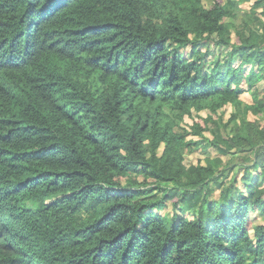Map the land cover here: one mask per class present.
Instances as JSON below:
<instances>
[{
	"label": "trees",
	"instance_id": "trees-1",
	"mask_svg": "<svg viewBox=\"0 0 264 264\" xmlns=\"http://www.w3.org/2000/svg\"><path fill=\"white\" fill-rule=\"evenodd\" d=\"M242 1L0 0V264H264V0ZM205 138L228 158L187 166Z\"/></svg>",
	"mask_w": 264,
	"mask_h": 264
},
{
	"label": "rangeland",
	"instance_id": "rangeland-1",
	"mask_svg": "<svg viewBox=\"0 0 264 264\" xmlns=\"http://www.w3.org/2000/svg\"><path fill=\"white\" fill-rule=\"evenodd\" d=\"M253 3V0H244L242 2L239 3L238 7L242 10V11H249L250 10V7H251V4ZM262 8L263 6H256V8L254 9L255 10V15L259 16V17H262V19L264 20V16L262 15L261 11H262ZM226 51L222 49L221 51V56L220 58H222L223 54L225 53ZM212 58V57H211ZM219 58V59H220ZM212 64L211 63H208V67H210ZM249 67V66H248ZM260 88L262 87L263 85V81L259 82L257 84ZM259 98L260 99H263V94H262V91L260 90L259 91ZM239 98L240 100L243 102V103H247V104H251L252 103V94L249 92H242L240 95H239ZM232 112V107L230 105L227 106L226 108V111H225V119L229 117V114ZM197 115H200L201 117H206L207 115V112L206 111H201L199 112L198 114H195V113H192V116L191 117H188V116H184V124L185 125H191L193 123V121L197 120L198 116ZM247 117L249 120L251 121H256L261 127H264V114L262 116H257V115H253L252 113H248L247 114ZM194 118V119H193ZM205 136L208 137V139H211L212 136L211 134H209L208 132H204ZM197 139V138H195ZM207 142V139L205 138V140H203L202 142L199 143L198 146H201V148H198L197 150H194L193 152H190L188 154L185 155V159H184V163L188 166V165H191V164H197L199 163L200 165H205L206 164V159H214L215 157H222L223 159H227L228 157L224 158L222 155H220V153L212 146H207L206 147V150L203 151L202 150V146L205 145V144H208L206 143ZM231 150H234L231 149ZM236 162V159L233 160L232 163ZM222 182L223 186H227L229 185V179H225L224 181H220ZM220 186L219 187H216L215 188V191L216 193H218L220 191ZM165 210H167V212L171 213V207L170 206H166L162 212H165ZM261 220V217H257L255 219V223L259 222Z\"/></svg>",
	"mask_w": 264,
	"mask_h": 264
}]
</instances>
